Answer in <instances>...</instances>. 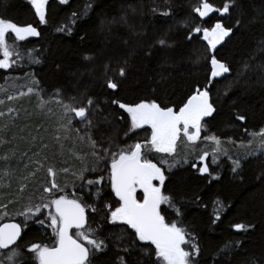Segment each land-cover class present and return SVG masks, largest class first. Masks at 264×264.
Listing matches in <instances>:
<instances>
[{"label":"trees","instance_id":"obj_1","mask_svg":"<svg viewBox=\"0 0 264 264\" xmlns=\"http://www.w3.org/2000/svg\"><path fill=\"white\" fill-rule=\"evenodd\" d=\"M200 2L48 0L45 22L41 23L29 0H0V17L18 25L32 24L39 33L16 42L19 50H31L37 59L14 55L16 62L10 68H0V112L4 113L0 116V203L7 205V214L0 209V223L14 220L22 225V248L31 243L51 245L53 241L46 209H42L43 215L20 214L25 206L51 199L43 187L50 185L52 177L46 169L52 166L63 189L58 194L82 197V203L89 206L88 223L93 228L99 226L98 235L106 239V254L97 264H117V257L124 256L121 249L130 244L134 250L130 258L126 257L129 264H159L154 252L143 251L154 249V245L139 241L124 222L107 219L106 205L118 206L108 178L110 156L96 172L84 177L85 181L104 177L100 194H96V187H81L82 181L75 174L85 164L92 167L94 158H77L76 153L91 150L87 142L74 143V129H80V135L88 131L99 147H110L112 152L137 142L143 144L150 141L151 128L132 131L130 116L121 103L155 100L161 107L178 111L197 86H207L215 111L203 118L197 145L190 149L178 146L172 155L142 149L162 168V191L180 208L177 214L162 204V215L166 221H178L199 246L194 264H264V0H235L228 13L214 12L205 18L194 11ZM210 2L223 7L225 0ZM164 11L169 14L162 15ZM217 20L233 31L216 49L207 46L202 32L193 33L189 39L192 28L209 27ZM7 39L11 44L14 34ZM160 39L168 43L161 46ZM212 54L228 66V72L211 77ZM120 67L126 69L124 76L119 75ZM108 79L118 88H109ZM10 83L16 87L7 93ZM29 87L36 91L29 93ZM57 90L59 96L53 99ZM9 96L13 99H7ZM89 98L93 100L91 106ZM63 105L88 106L92 127L74 113H65ZM240 115L245 116L243 121L238 119ZM69 120L73 131L66 138L61 125ZM213 135L221 141L215 161L216 145L205 139ZM204 152L209 155L201 161ZM236 159L241 167L233 171L232 161ZM38 160L43 167L36 163ZM205 165L208 172H199L198 168ZM62 168L68 172L60 171ZM33 172L35 175H30ZM21 184L26 185L23 190ZM137 198L142 199V191ZM217 200L222 207L217 208ZM238 223L251 227L238 230L233 227ZM228 242L233 247L221 252ZM24 255L28 256L27 251Z\"/></svg>","mask_w":264,"mask_h":264},{"label":"snow or ice","instance_id":"obj_2","mask_svg":"<svg viewBox=\"0 0 264 264\" xmlns=\"http://www.w3.org/2000/svg\"><path fill=\"white\" fill-rule=\"evenodd\" d=\"M35 10V14L39 17L41 23L45 22V6L47 0H29ZM235 0H225L223 7H216L210 0H201L200 4L194 8L200 18L209 17L214 12L221 14L228 13L230 6H234ZM159 11V9H153ZM169 11L162 12V15H168ZM75 15V14H74ZM239 24V21H237ZM63 30V29H61ZM233 31L230 27H225L219 20L209 27L197 25L188 33L191 39L193 33H203V39L207 41V46L211 49H216L226 36ZM14 34L13 42L10 44L7 37ZM39 35L37 28L32 24L18 25L0 17V68L8 69L16 61L13 56L27 55L29 59H37L33 56L31 50H19L17 41H24L27 37ZM158 43L165 46L168 42L165 39H160ZM211 77H219L222 73L229 71L228 66L217 59L215 54L211 55ZM247 67V65H245ZM126 69L119 68V75L124 76ZM211 82V81H210ZM107 86L111 89H117V83L112 79H108ZM36 91L34 87H29L28 92ZM24 95V93H20ZM59 96V90L56 91V99ZM11 100L13 97L9 96ZM62 104V101H58ZM3 103V101H0ZM42 103H47L42 101ZM93 100L88 99V106H91ZM118 103V102H116ZM88 106L73 108L70 105H63L65 113H74L75 117L87 121V127L91 128V120L88 119ZM120 107L126 109L131 117V128L136 129L142 125L151 126L150 141L136 143L126 148H121L117 152H112L110 147L103 148L97 145L88 131L80 135V129H74L81 143L87 142L90 148V153H76L77 158L85 160L89 155L94 158L93 166L87 164L75 175L82 181L81 187H96V194L99 195L101 188L99 185L103 182V176H97L95 179L84 180L88 172H96L101 162L105 158L111 157V167L109 173V182L115 196L118 197V206L106 205L109 213L107 219L111 222H124L134 230L133 235L139 241H149L155 246L154 249H143L145 252H154L159 260V264H194L193 257L199 255V246L192 242L190 234L184 227L179 226L178 221H166L162 215L161 205L167 204L177 214L180 213V208L177 206L174 198L171 195H166L162 191V185L165 181V176L162 168L154 163L152 159L147 158L143 152V148L154 149L156 152L172 154L175 152L177 143L181 136L189 142H195L200 138L202 129V118L211 116L215 108L210 101V94L207 86L201 89L199 86L187 99L179 110H174L173 107H161L155 100H141L134 104H120ZM9 112L12 109L8 110ZM4 113L0 112V116ZM238 119L243 121L245 116L240 115ZM72 121L69 120L67 125H61L65 128V137L69 131H73L69 127ZM264 132V130H262ZM215 143L213 149V161L216 159V154L221 150V141L216 136L205 138ZM47 147V145H42ZM64 145L61 144V148ZM72 151V149H69ZM101 152L104 154L101 155ZM208 152L200 155L201 161L205 160ZM6 158V157H5ZM45 159H47L45 157ZM36 163L43 167L42 161ZM167 163V161H163ZM233 171L241 167L239 159L232 161ZM171 167V165H169ZM49 176L52 177L50 185L43 187V192L51 197L47 202L30 204L25 206L21 215L32 216L35 213L43 215L42 209H50L48 219L50 227L54 234L51 245L47 243H31L23 248L19 245L21 238V225L18 223L0 224V264H97L102 256L106 254L108 244L106 239L98 235L99 226L93 228L88 223L86 208L88 205L82 203V197L68 198L67 195L58 194L63 189L55 180L56 171L52 166L46 169ZM60 171L67 173V168H62ZM201 173L208 172L207 165L199 167ZM35 175V173H30ZM154 180H159V184L153 183ZM26 185L21 184L20 189L23 190ZM137 189L142 190V199L137 198ZM12 203V201H9ZM217 208L222 207L219 200L216 202ZM0 209L5 210L7 214V205L0 203ZM51 209H54L52 211ZM95 211V209H93ZM216 218H219L217 211ZM43 223V221H40ZM238 230H247L251 225L238 223L233 225ZM75 229V233L71 230ZM135 241H133V244ZM235 244L239 246V241ZM186 247L189 250H186ZM233 247L232 242L224 245L221 252H227ZM124 256L117 257V264H129V259L133 252V247L130 244L121 249ZM27 251L28 256L24 255ZM132 264H141L140 261H133ZM152 264H157L153 261ZM249 264H255V261H250Z\"/></svg>","mask_w":264,"mask_h":264},{"label":"rangeland","instance_id":"obj_3","mask_svg":"<svg viewBox=\"0 0 264 264\" xmlns=\"http://www.w3.org/2000/svg\"><path fill=\"white\" fill-rule=\"evenodd\" d=\"M65 1V0H64ZM15 84L14 83H10L9 84V90L10 91H7V93L8 92H11V91H13L14 89H15ZM21 92V91H20ZM4 94V93H3ZM130 116V115H129ZM203 119V118H202ZM130 120H131V117H130ZM144 127H147V128H151V126L150 125H142L141 127H139V128H136V129H132V131H134V130H139V129H142V128H144ZM202 130V129H201ZM200 135H201V133H200ZM138 143V142H137ZM140 143V142H139ZM199 143V141L198 140H196L195 142H189V141H187L186 140V138H184L183 136H181V138H180V140L178 141V143H177V147L179 146V148L181 147L182 149H190L192 146H195V145H197ZM136 144V143H135ZM144 149V148H143ZM162 154H165V153H162ZM173 154V153H172ZM172 154H166V155H172ZM223 155H224V153L223 152H221V156L223 157ZM155 163V162H154ZM156 184H159V180L158 181H156L155 182ZM162 187V186H161ZM139 191H142L141 189H137V193L139 192ZM48 201V199H45V198H43V200H38L36 203H41V202H47ZM35 202L33 203V204H36ZM49 210L50 209H46V211L47 212H49ZM186 250H188L187 248H186Z\"/></svg>","mask_w":264,"mask_h":264},{"label":"water","instance_id":"obj_4","mask_svg":"<svg viewBox=\"0 0 264 264\" xmlns=\"http://www.w3.org/2000/svg\"><path fill=\"white\" fill-rule=\"evenodd\" d=\"M230 34V33H229ZM229 36V35H228ZM223 74V73H222ZM221 74V75H222ZM154 182V181H153ZM4 223H17L16 221H6V222H3L2 224H4ZM19 224V223H18ZM22 229V228H21ZM72 230H74V229H72ZM71 230V231H72ZM21 235H22V231H21Z\"/></svg>","mask_w":264,"mask_h":264},{"label":"flooded vegetation","instance_id":"obj_5","mask_svg":"<svg viewBox=\"0 0 264 264\" xmlns=\"http://www.w3.org/2000/svg\"><path fill=\"white\" fill-rule=\"evenodd\" d=\"M47 2H48V0H47ZM45 10H46V6H45ZM52 210V209H51ZM50 211V210H49ZM53 211V210H52Z\"/></svg>","mask_w":264,"mask_h":264}]
</instances>
